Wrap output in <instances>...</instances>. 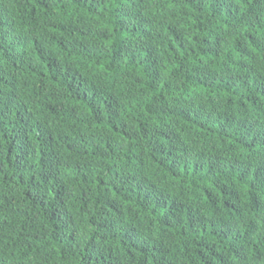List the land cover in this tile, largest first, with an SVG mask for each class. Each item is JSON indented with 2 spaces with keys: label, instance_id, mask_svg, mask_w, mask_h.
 I'll return each mask as SVG.
<instances>
[{
  "label": "trees",
  "instance_id": "obj_1",
  "mask_svg": "<svg viewBox=\"0 0 264 264\" xmlns=\"http://www.w3.org/2000/svg\"><path fill=\"white\" fill-rule=\"evenodd\" d=\"M0 264H264V0H0Z\"/></svg>",
  "mask_w": 264,
  "mask_h": 264
}]
</instances>
